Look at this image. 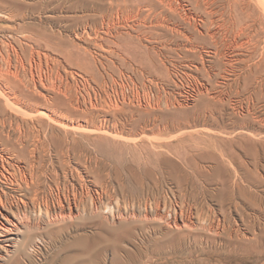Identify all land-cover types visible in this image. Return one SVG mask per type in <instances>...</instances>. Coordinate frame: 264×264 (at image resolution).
I'll use <instances>...</instances> for the list:
<instances>
[{
  "label": "rangeland",
  "instance_id": "374dc122",
  "mask_svg": "<svg viewBox=\"0 0 264 264\" xmlns=\"http://www.w3.org/2000/svg\"><path fill=\"white\" fill-rule=\"evenodd\" d=\"M32 162L41 202L97 200L98 217L42 223L35 251L12 233L0 264H111L108 227H130L120 243L131 250L179 242L125 208L230 214L236 226V202L264 233V0H0V194L13 207ZM224 179L247 193L221 197ZM117 201L123 215L105 219Z\"/></svg>",
  "mask_w": 264,
  "mask_h": 264
},
{
  "label": "bare ground",
  "instance_id": "6f19581e",
  "mask_svg": "<svg viewBox=\"0 0 264 264\" xmlns=\"http://www.w3.org/2000/svg\"><path fill=\"white\" fill-rule=\"evenodd\" d=\"M249 2V1H247ZM257 2V1H256ZM245 4V2H244ZM237 5V4H236ZM245 7V6H244ZM253 7V6H252ZM244 10V9H243ZM234 12V11H233ZM245 12V11H244ZM255 12V11H254ZM251 15V14H250ZM255 16V15H254ZM251 19V17H250ZM239 20V18H238ZM3 59V58H2ZM9 60V59H8ZM12 63V62H11ZM15 78V77H14ZM20 78V77H19ZM10 83V82H9ZM8 83V84H9ZM10 85V84H9ZM3 88V87H2ZM13 88V87H12ZM2 91V90H1ZM11 92V91H10ZM16 99V98H15ZM78 99V98H77ZM7 103V102H6ZM57 120V119H56ZM53 121V120H52ZM28 125V124H27ZM39 132V131H38ZM47 132V131H46ZM36 133V132H35ZM57 133V132H56ZM42 134V133H41ZM48 134V133H47ZM164 134V133H163ZM83 135V134H82ZM23 136V135H22ZM79 136V135H78ZM201 136V135H200ZM226 136V135H225ZM21 137V136H20ZM37 137V136H36ZM47 137V136H46ZM62 137V136H61ZM50 138V137H49ZM258 138V137H257ZM41 139V138H40ZM73 139V137H72ZM82 139V138H81ZM65 140V139H64ZM75 140V139H74ZM83 140V139H82ZM141 140V139H139ZM151 140V139H150ZM154 140V139H153ZM17 141V140H16ZM68 141V140H67ZM71 141V140H70ZM107 141V140H106ZM147 141V140H146ZM82 142V141H81ZM152 142V141H151ZM201 142V141H200ZM22 143V142H21ZM83 143V142H82ZM81 143V144H82ZM154 143V142H153ZM65 144V143H64ZM70 144V143H69ZM74 144V143H73ZM114 144V143H113ZM124 144V143H123ZM61 145V144H60ZM67 146V145H66ZM134 146V145H133ZM164 146V145H163ZM202 146V145H201ZM75 147V146H74ZM136 147V145H135ZM147 147V146H146ZM185 147V146H184ZM27 148V147H26ZM67 148V147H65ZM87 148V147H86ZM130 148V147H129ZM143 148V147H142ZM64 149V148H63ZM101 149V148H100ZM133 149V148H132ZM154 149V148H153ZM186 149V148H185ZM184 149V150H185ZM196 149V148H195ZM61 150V149H60ZM76 150V149H75ZM146 150V149H145ZM148 150V149H147ZM146 150V151H147ZM91 151V150H90ZM122 151V150H121ZM164 151V150H163ZM188 151V150H187ZM83 152V151H82ZM139 152V151H138ZM246 152V151H245ZM64 153V152H63ZM84 153V152H83ZM136 153V152H135ZM144 153V152H143ZM151 153V152H150ZM157 153V152H156ZM163 153V152H162ZM66 154V153H65ZM76 154V153H75ZM196 154V153H195ZM93 155V154H92ZM153 155V154H152ZM157 155V154H156ZM73 156V155H72ZM145 156V155H144ZM158 156V155H157ZM162 156V154H161ZM183 156V155H182ZM74 157V156H73ZM76 157V156H75ZM82 157V156H81ZM121 157V156H120ZM150 157V155L148 156ZM164 157V156H162ZM188 157V156H187ZM132 158V157H131ZM155 158V157H154ZM158 158V157H157ZM165 158V157H164ZM163 158V159H164ZM169 159V157H167ZM173 158V157H172ZM215 158V157H214ZM217 158V157H216ZM119 159V158H118ZM135 159V158H134ZM150 159V158H149ZM189 159V158H188ZM81 160V159H80ZM121 160V159H120ZM151 160V159H150ZM184 160V159H183ZM68 161V160H67ZM66 161V162H67ZM123 161V159H122ZM154 161V160H153ZM158 161V160H157ZM172 161V160H171ZM188 161V160H187ZM197 161V160H196ZM70 162V160H69ZM152 162V160H151ZM163 162V160H162ZM166 162V161H165ZM87 163V162H86ZM247 163V162H246ZM112 164V163H111ZM157 164V163H156ZM175 164V163H174ZM222 164V162H221ZM68 165V164H67ZM66 165V166H67ZM148 165V164H147ZM152 165V164H151ZM154 165V164H153ZM168 165V164H167ZM198 165V164H197ZM38 164L37 162H32L30 164V178H21L17 180L19 189V196L16 200L15 207H13L11 201L7 196L3 197L0 194V242L2 241H10L13 236L12 233H17L22 230L24 233V239H28L30 250L35 251L36 241L41 240L39 237H35L36 240L31 239L32 235L35 231H37L40 227H42V223L46 226L64 219H71L76 216H81L82 214L87 215L88 218L94 219L98 217V210L100 209L98 206V201L93 200L89 205L85 204L82 199H78V201L74 202V204L70 201L65 204H59L57 208H51L46 202L40 201V191H39V183L40 176L38 175V170H36ZM83 166V165H82ZM93 166V165H92ZM166 166V165H165ZM90 167V166H89ZM104 167V166H103ZM154 167V166H153ZM156 167V166H155ZM213 167V166H212ZM39 168V167H38ZM88 168V167H87ZM157 168V167H156ZM104 169V168H103ZM182 169V168H181ZM44 170V169H43ZM186 172V169H184ZM222 167L220 164L216 165L211 172L213 174L221 173ZM104 171V170H103ZM126 171V169H125ZM149 171V170H148ZM152 171V170H151ZM205 171V170H204ZM67 172V171H66ZM89 172V171H88ZM118 172V171H117ZM127 172V171H126ZM160 172V171H159ZM167 172V171H166ZM200 174H197V178L200 180L199 176H202L203 171H197ZM223 172V171H222ZM225 172V171H224ZM113 173V172H112ZM89 174V173H88ZM148 174V173H147ZM154 174V173H153ZM196 174V172H195ZM131 175V174H130ZM163 175V174H162ZM205 175V174H204ZM210 175V174H209ZM3 176V175H2ZM143 176V175H142ZM155 176V175H154ZM168 176V175H167ZM6 177V175H5ZM66 177V176H65ZM82 177V176H81ZM134 177L131 175L130 179ZM136 177V175H135ZM134 177V178H135ZM144 177V176H143ZM178 177V176H177ZM133 178V179H134ZM6 179V178H5ZM113 179V178H112ZM129 179V181H130ZM149 179V178H148ZM178 179V178H177ZM214 179V178H213ZM235 179V178H234ZM136 179H134L135 181ZM138 180V179H137ZM141 180V179H140ZM182 180V179H181ZM191 180V179H190ZM227 180V179H226ZM223 182V186L219 189L221 197H225L226 199H232L235 193L231 188L230 181L227 180ZM145 181V179H144ZM159 181V180H158ZM157 181V182H158ZM161 181V180H160ZM215 181V180H214ZM249 181V180H248ZM6 182V181H5ZM87 182V181H86ZM153 182V181H152ZM179 182V181H178ZM206 182V181H205ZM24 183V186L21 185ZM142 183V182H141ZM156 183V182H155ZM166 183V182H165ZM214 183V182H213ZM236 183V182H235ZM56 184V183H55ZM101 184V182H100ZM135 184V183H134ZM238 184V183H237ZM244 184V183H243ZM246 184V183H245ZM58 185V184H57ZM145 186V185H144ZM160 186V185H159ZM162 186V185H161ZM167 186V185H166ZM150 187V186H149ZM148 187V188H149ZM181 187V186H180ZM179 187V188H180ZM201 187V186H200ZM220 187V186H219ZM236 188V186H234ZM187 188V187H186ZM239 194L236 193L237 198L240 196H244L247 191L245 188L238 186ZM65 189V188H64ZM183 189V188H182ZM208 189V188H207ZM153 190V189H152ZM251 190V189H250ZM208 191V190H207ZM211 191V189H210ZM214 191V190H213ZM105 192V190H104ZM138 192V191H137ZM143 192V190H142ZM196 192V191H195ZM212 192V191H211ZM255 193V192H253ZM215 194V192H214ZM218 194V195H219ZM252 194V193H251ZM17 195V194H16ZM42 195V194H41ZM96 195V194H95ZM135 195V193H134ZM175 195V194H174ZM193 195V194H192ZM207 195V194H206ZM82 196V195H81ZM99 196V195H98ZM74 197V196H73ZM235 197V196H234ZM252 197V196H251ZM47 198V197H46ZM89 198V197H88ZM98 198V197H97ZM248 198V197H247ZM62 199V198H61ZM187 199V198H186ZM210 199V198H209ZM212 199V197H211ZM210 199V200H211ZM224 199V198H223ZM243 199V198H242ZM240 199V200H242ZM87 200V199H86ZM133 200V198H132ZM157 200V199H156ZM188 200V199H187ZM190 200V199H189ZM205 200V199H204ZM250 200V198H249ZM119 201V200H118ZM116 202L114 208L106 207L104 208V212H102L103 217L109 218V215L112 217L115 215V211L118 215H123L120 211V203ZM123 201V200H122ZM129 201V200H128ZM168 201V200H167ZM197 201V200H196ZM222 201V200H221ZM130 202V201H129ZM151 202V201H150ZM225 202V201H224ZM223 202V203H224ZM229 202V201H228ZM242 202V201H240ZM248 201L246 200V203ZM262 202V201H261ZM87 203V202H86ZM189 203V202H188ZM204 203V202H203ZM222 203V204H223ZM233 203V202H232ZM155 204V203H154ZM157 204V203H156ZM159 204V203H158ZM196 204V203H195ZM208 204V203H207ZM228 204V203H227ZM241 204V203H239ZM235 202L234 207L237 211H240L241 223L238 225L231 224L232 217L230 218V214H225L223 216L224 220H221L215 215L205 214L201 212L195 216V220L191 218L189 213L180 212L178 215L175 212V215L172 219L166 218L162 212H159V209H155L152 216L150 217L147 212L145 214H141L142 217L137 216L135 211L126 210V214L131 215L135 218V223L143 226L149 220L155 221L157 223V227L160 229L162 225H167L168 228L175 229L177 236L179 237V242L172 244L173 246H169L165 250H157L153 253H149L147 251V246L143 243L144 241L141 239V242L136 243L133 247L134 249H128L121 245L120 241L127 235H131L130 227H126L123 231L126 233H122L117 231L114 228H106L110 231L112 238L109 242V247L112 253V263L111 264H147L148 261L152 260V256L155 255L156 259H161L159 264H243L246 262H251L252 264H259L262 255L261 252V241L264 239V233L260 232L256 229V223L258 220L256 218H250L244 211V208ZM243 204V203H242ZM250 204V203H249ZM100 205V204H99ZM251 205V204H250ZM104 206V205H103ZM155 206V205H154ZM165 206V205H164ZM244 206V205H243ZM257 206V205H256ZM102 207V206H101ZM258 207V206H257ZM103 208V207H102ZM155 208V207H154ZM152 208V210L154 209ZM159 208V207H158ZM232 208V207H231ZM247 208V207H246ZM252 208V207H250ZM205 209V208H204ZM221 209V208H220ZM229 209V208H228ZM102 210V211H103ZM151 210V209H150ZM219 210V209H218ZM222 210V209H221ZM258 210V209H257ZM100 212V211H99ZM221 212V211H220ZM233 212V211H232ZM107 214V215H104ZM164 213V212H163ZM197 213V211H195ZM207 213V212H206ZM209 213V212H208ZM231 213V212H230ZM116 214V215H117ZM220 214V213H219ZM139 215V214H138ZM256 215V214H255ZM233 216V215H232ZM82 217V216H81ZM119 217V216H118ZM117 217V218H118ZM122 217V216H121ZM124 217V216H123ZM222 217V216H221ZM78 218V217H77ZM85 218V217H84ZM230 218V219H229ZM80 219V218H79ZM82 219V218H81ZM142 222V223H141ZM235 222V221H233ZM232 222V223H233ZM95 223V222H94ZM141 223V224H140ZM98 224V223H97ZM51 226V225H50ZM98 226V225H97ZM129 226V225H128ZM145 226V225H144ZM143 226V227H144ZM240 226L245 227L248 232L249 230H255L251 233L250 237H246L242 228ZM100 227H105L104 224L100 222ZM116 227V226H115ZM44 228V227H43ZM144 229V228H142ZM120 230V229H119ZM156 230V229H155ZM171 230V229H169ZM101 231V230H100ZM99 231V232H100ZM141 231V230H140ZM163 231V230H162ZM97 232V231H96ZM39 233V232H38ZM98 233V232H97ZM144 233V232H143ZM40 234V233H39ZM110 235V234H109ZM145 235V234H144ZM143 235V236H144ZM37 236V233H36ZM148 236V235H147ZM101 237V236H100ZM137 237V236H136ZM157 237V236H156ZM159 237V236H158ZM130 238V237H129ZM145 238V237H144ZM132 239V238H131ZM157 239V238H156ZM181 239V241H180ZM15 240V239H14ZM23 240V242H26ZM32 240H34L32 242ZM28 241L26 243H28ZM129 241V240H128ZM133 241V240H132ZM43 243V242H42ZM22 243L20 242V245ZM24 244V243H23ZM97 244V243H96ZM25 245V244H24ZM27 245V244H26ZM151 245V244H150ZM1 247H4L0 244ZM41 246V245H40ZM102 246V245H101ZM100 246V247H101ZM25 246H22V248ZM103 247V246H102ZM105 247V246H104ZM107 247V246H106ZM17 247V249H19ZM23 248V249H24ZM98 248V247H97ZM21 250L25 251V250ZM29 249L28 252H29ZM97 250V249H96ZM95 250V251H96ZM98 251V250H97ZM18 252V251H17ZM16 252V254H17ZM26 252V251H25ZM24 252V253H25ZM19 253V252H18ZM27 253V252H26ZM36 253V252H35ZM93 253V252H92ZM91 253V254H92ZM97 253V252H96ZM107 253V252H106ZM15 254V256H16ZM99 254V253H98ZM97 254V255H98ZM152 256H151V255ZM95 255V253H94ZM95 255V256H97ZM18 256V255H17ZM27 256V254H26ZM80 256V253H74L68 256V260H71L74 257ZM104 256V255H103ZM91 256V260H92ZM98 257V256H97ZM264 257V256H263ZM94 258V257H93ZM31 259V258H30ZM251 259V260H250ZM104 260V259H103ZM107 260V259H106ZM95 261V260H94ZM93 261V262H94ZM97 262V260L95 261ZM111 262V261H110ZM109 262V263H110ZM100 263V262H99ZM97 263V264H99ZM106 264V263H105Z\"/></svg>",
  "mask_w": 264,
  "mask_h": 264
}]
</instances>
